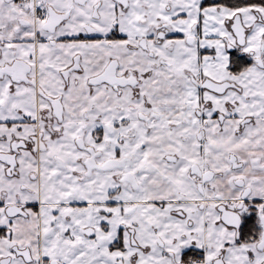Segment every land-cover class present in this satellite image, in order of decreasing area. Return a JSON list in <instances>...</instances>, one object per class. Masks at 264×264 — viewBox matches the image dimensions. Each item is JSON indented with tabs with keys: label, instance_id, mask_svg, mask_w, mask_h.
<instances>
[{
	"label": "snow or ice",
	"instance_id": "1",
	"mask_svg": "<svg viewBox=\"0 0 264 264\" xmlns=\"http://www.w3.org/2000/svg\"><path fill=\"white\" fill-rule=\"evenodd\" d=\"M0 264H264V0H0Z\"/></svg>",
	"mask_w": 264,
	"mask_h": 264
}]
</instances>
